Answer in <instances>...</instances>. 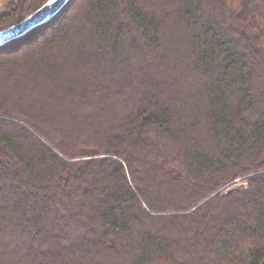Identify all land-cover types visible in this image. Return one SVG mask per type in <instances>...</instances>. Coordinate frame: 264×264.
<instances>
[{"label":"trees","instance_id":"16d2710c","mask_svg":"<svg viewBox=\"0 0 264 264\" xmlns=\"http://www.w3.org/2000/svg\"><path fill=\"white\" fill-rule=\"evenodd\" d=\"M0 77V264H264V0H74Z\"/></svg>","mask_w":264,"mask_h":264},{"label":"water","instance_id":"95a60500","mask_svg":"<svg viewBox=\"0 0 264 264\" xmlns=\"http://www.w3.org/2000/svg\"><path fill=\"white\" fill-rule=\"evenodd\" d=\"M74 0H48L40 8L23 20L0 30V49L20 40L32 31L50 23L60 15Z\"/></svg>","mask_w":264,"mask_h":264},{"label":"rangeland","instance_id":"374dc122","mask_svg":"<svg viewBox=\"0 0 264 264\" xmlns=\"http://www.w3.org/2000/svg\"><path fill=\"white\" fill-rule=\"evenodd\" d=\"M6 0H0V14L2 13V11H4L5 10V2ZM12 26V25H11ZM5 29V28H4ZM3 30V29H2ZM5 86H7V90H9L10 89V84H9V81H8V79L5 77H0V89L1 88H6ZM30 86V85H29ZM19 96V91H17V94H16V96ZM244 187H246L243 183H241V182H237V184L236 185H234V187H233V189L234 190H237V189H241V188H244Z\"/></svg>","mask_w":264,"mask_h":264}]
</instances>
